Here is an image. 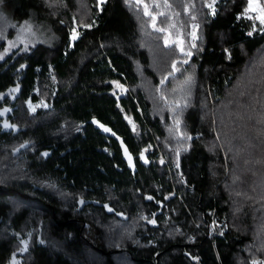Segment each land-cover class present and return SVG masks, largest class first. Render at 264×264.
Returning <instances> with one entry per match:
<instances>
[{
    "label": "trees",
    "instance_id": "16d2710c",
    "mask_svg": "<svg viewBox=\"0 0 264 264\" xmlns=\"http://www.w3.org/2000/svg\"><path fill=\"white\" fill-rule=\"evenodd\" d=\"M247 6L0 0V25L55 37L0 47V264L25 246L21 264H264V30Z\"/></svg>",
    "mask_w": 264,
    "mask_h": 264
},
{
    "label": "rangeland",
    "instance_id": "374dc122",
    "mask_svg": "<svg viewBox=\"0 0 264 264\" xmlns=\"http://www.w3.org/2000/svg\"><path fill=\"white\" fill-rule=\"evenodd\" d=\"M108 0H97V5L102 7L106 4ZM80 9L82 10V15L87 13V4L85 1H80ZM258 12V13H257ZM155 16V15H154ZM244 16L250 18L253 22L254 31H263L264 30V0H250ZM254 17V18H253ZM4 15H1V25H0V47H5L6 52L13 50H19L28 48L35 45L36 43H45L52 45L55 41L54 33L50 27H46L43 23L39 22L35 17L22 22L19 25L15 23L8 22ZM190 33V39L194 40L197 38L196 34L198 29L195 26H192ZM13 31V32H12ZM4 54V51L1 53V56ZM117 90L119 95H124L126 93V88L117 84ZM160 155L163 157V164H168L167 157H164L162 153ZM149 198V196H147ZM144 224L157 226V223L152 218H146ZM26 249V246L13 257L9 264H21L22 254Z\"/></svg>",
    "mask_w": 264,
    "mask_h": 264
},
{
    "label": "water",
    "instance_id": "95a60500",
    "mask_svg": "<svg viewBox=\"0 0 264 264\" xmlns=\"http://www.w3.org/2000/svg\"><path fill=\"white\" fill-rule=\"evenodd\" d=\"M122 147L125 149V146H122ZM126 157H127V161L133 163V160L131 159V157H130V155L128 153L126 154ZM89 204L99 205L98 202H96V201H82V200H80L79 201V209L81 210V209H83L85 206H87ZM159 255H161V253L156 255V259H158Z\"/></svg>",
    "mask_w": 264,
    "mask_h": 264
},
{
    "label": "built area",
    "instance_id": "2783aa9c",
    "mask_svg": "<svg viewBox=\"0 0 264 264\" xmlns=\"http://www.w3.org/2000/svg\"><path fill=\"white\" fill-rule=\"evenodd\" d=\"M212 213H213V211L210 210L209 214L212 215ZM212 236H213V232H212V231H209L208 234H207V237H208L209 239H212Z\"/></svg>",
    "mask_w": 264,
    "mask_h": 264
},
{
    "label": "crops",
    "instance_id": "0c3cea01",
    "mask_svg": "<svg viewBox=\"0 0 264 264\" xmlns=\"http://www.w3.org/2000/svg\"><path fill=\"white\" fill-rule=\"evenodd\" d=\"M249 2H250V0H248V5H249ZM247 7H248V6H247ZM246 10H247V8H246ZM246 10H245V12H246ZM245 12H244V13H245ZM257 13H258V12H257ZM243 17H244V18H247V17L244 16V14H243ZM253 18H254V17H253ZM248 19H250V18H248Z\"/></svg>",
    "mask_w": 264,
    "mask_h": 264
},
{
    "label": "snow or ice",
    "instance_id": "6c2138e0",
    "mask_svg": "<svg viewBox=\"0 0 264 264\" xmlns=\"http://www.w3.org/2000/svg\"><path fill=\"white\" fill-rule=\"evenodd\" d=\"M149 199H151V198L149 197Z\"/></svg>",
    "mask_w": 264,
    "mask_h": 264
}]
</instances>
